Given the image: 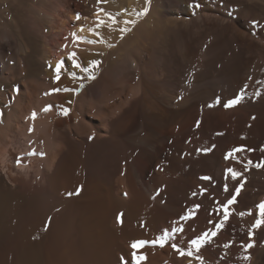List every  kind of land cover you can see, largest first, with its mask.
Returning <instances> with one entry per match:
<instances>
[{
    "label": "bare ground",
    "instance_id": "obj_1",
    "mask_svg": "<svg viewBox=\"0 0 264 264\" xmlns=\"http://www.w3.org/2000/svg\"><path fill=\"white\" fill-rule=\"evenodd\" d=\"M221 1L0 0V264H264V224L256 226L264 168L234 151L247 130H236V105L204 103L241 94L248 102L250 92L234 94L239 83L252 84L243 63L183 76L157 73L132 51L163 23L187 37L182 59L190 69L220 52L225 24L264 46V0H226L230 12ZM246 25L255 36L239 30ZM41 29L48 35L36 34ZM263 105L264 98L251 102L241 116L260 115ZM33 150L45 155L29 156ZM205 233L216 234L197 252L192 241ZM165 235L164 247L151 243ZM139 241L148 243L134 249ZM173 244L193 255L182 257Z\"/></svg>",
    "mask_w": 264,
    "mask_h": 264
},
{
    "label": "rangeland",
    "instance_id": "obj_2",
    "mask_svg": "<svg viewBox=\"0 0 264 264\" xmlns=\"http://www.w3.org/2000/svg\"><path fill=\"white\" fill-rule=\"evenodd\" d=\"M73 1H76V0H73ZM224 1H226V0H224ZM224 1L220 2V5L222 6V8L227 7V6L223 7V5L226 4ZM227 1L232 2V0H227ZM255 2H256L255 0H253L252 2L245 0L243 5L246 7V6L254 4ZM221 3H223V4H221ZM257 5H259V4H257ZM234 8L235 7H232V6L227 7L229 12L232 11V9H234ZM63 10H64V7H63ZM263 20H264V15L261 16V18L257 21L260 22ZM257 21H253L254 23L253 22L249 23L251 28H253V29L255 28V24H257ZM251 23H253L254 25ZM163 24H165V23H163ZM163 24L161 27L162 32L159 33V36H154V37L151 36L148 39L147 36L142 35L139 37L140 41L137 42V44H136L137 47L135 46V44L132 46V48L134 47L132 49L133 52H135V53L140 52L141 54H144V56L146 57V60H150V63L153 65V68L154 69L156 68L155 71L157 73H165L166 71H167L166 73H168V72H171L173 70L174 71L178 70L179 72L181 71L182 75L183 74L186 75L188 72L189 73H193V72L196 73V72L205 71V70L210 71L217 64L219 66H222V68H223V67H225V65H228V64L234 63V62H238V60L241 61V63H243V65H242L243 66L242 76H245L247 78V80H250L252 82V84L248 85V86H243L242 83H239L237 89L236 90L234 89V94H237V96L239 95L238 93H240L242 91L250 92V96L248 97V102L246 103V102L242 101L239 104H237L234 107V114H231V116L234 117L233 120H235V127H236L237 131H241V130L244 131L243 129L247 128L246 132L241 137V140H243V141L241 142V144H238L240 146H237V148H235V149H243L242 151H236L237 153H239V156L243 160V162H245L243 164L249 163L248 164L249 166L264 165V105L262 107L263 113L260 115L255 114V115H252L251 117H249L248 119H244L241 116V112L245 109H248L247 107H248L249 103L252 102L253 105H256L257 101L259 99L264 98L263 97L264 96V56L258 52V49H261V48L264 49V46L261 43H259L257 40L250 42L248 39H246V38L244 39L241 34L236 33L231 28L227 29L226 28L227 24H225V27L222 28V30H221L220 52L219 53H213V52L207 53L205 55V57L202 58V64L205 67L203 65H201V68L196 67L197 68L196 69L194 66V67H191V69H192L191 70L190 68H187L184 66V64H183L184 61L182 59V58H184L185 53H186L185 52L186 51V44L188 41L187 37L185 36V34L183 32H179L178 30H175V29L174 30H168L167 29V31L165 32ZM245 27L246 28L240 27L239 30L243 31L244 32L243 34H245V32H246L247 33V34H245L246 37L249 34L252 36H255L254 34H252L253 30L250 31L249 26L247 27V25H246ZM41 30H43V31H40L38 33L36 32V34L41 35V36H45L46 34L48 35V33H46V31H44V29H41ZM51 37H55V34H52ZM152 38H153V40H152ZM57 40L62 42L64 39L63 38L61 39V37L59 36L57 38ZM142 47H144V48H142ZM168 48H170V49H168ZM231 78H232V74L231 75L228 74L225 82H228V80ZM220 90L222 92H227L228 87L227 86L225 87V85H223V87H221ZM210 100L211 99H208V97H207V99L206 98L204 99V103H206L208 106L212 105L211 107L217 106L221 110H226L227 107H225V104L227 103L226 101L228 100V98H222L218 104L216 102H214L216 105H214L212 100L211 101ZM252 100H254L256 102H253ZM236 112H238V113H236ZM244 139H246V140H244ZM248 140H250V141H248ZM170 142L172 143V141H170ZM245 160L247 161V163ZM250 162H252V163H250ZM158 167L159 166H156L153 169L158 170L160 168V167L159 168ZM260 168H264V167H260ZM255 173L256 172L253 171V174H255ZM151 174H152V172H149V174L147 175V178H146L147 181L150 180V177L152 176ZM262 192H264V188L262 189ZM262 194L264 196V193H262Z\"/></svg>",
    "mask_w": 264,
    "mask_h": 264
},
{
    "label": "snow or ice",
    "instance_id": "obj_3",
    "mask_svg": "<svg viewBox=\"0 0 264 264\" xmlns=\"http://www.w3.org/2000/svg\"><path fill=\"white\" fill-rule=\"evenodd\" d=\"M98 2H99V3H106L107 0H98ZM147 2L150 4L151 0H147ZM198 6H199V5H197V7H198ZM148 10H149L148 8H144L143 11H141V12H136L135 14H136V16L139 18V17H142V16L147 15ZM100 11H103V9H101ZM105 15H108L109 18L112 19L113 23L116 22V21H115V18L112 17L110 13H105ZM75 18H76V20H80V19H81L80 14L77 13V15H76ZM103 23H104L103 20H99V24H103ZM125 23H126V24H127V23L135 24V21H125ZM80 31L83 32L84 29L81 28ZM89 31H90V32H93V33L96 34V35H99L98 33H95V29H89ZM126 31H128L127 28H122V29H121V32H122V33H123V32H126ZM73 37L76 38V39H78V40L82 39V38H80V37H76V34H75V33H73ZM85 42H87V43H96L95 40L85 41ZM71 56H72V57H75V56H76V53H75V52L71 53ZM73 63H74V66H75V67H80V65H79L78 63H76L75 61H73ZM93 63H94V65L98 64V62H93ZM83 70H85V69H82V71H83ZM55 73H56V75H55V80L58 82L59 79H60L61 65H57V67L55 68ZM92 78L94 79L95 77L92 76ZM81 87H83V85H81ZM52 91H53V92H60V91L69 92V91H72V90H71V89H68V88H63V89L56 88V89H53ZM46 94H50V93H46ZM242 98H243V94H241V96H240L239 98L229 100V101L225 104V107H232V106H235V105L239 104V103H240V100H241ZM216 103H217V104L219 103V99H217ZM211 106H212V105H210V107H211ZM50 107H51V106L46 107V108L44 109V111H48V110L50 109ZM63 114H64L65 116H67V115L69 114V110H68V109H64V110H63ZM0 116H2V113H0ZM35 118H36V113L33 112V114H32V119H35ZM0 122H2V121H0ZM29 131L31 132V131H33V129H29ZM242 150H243V149H235L234 151H242ZM28 155H29V156H32V155H38V156L43 157V156L45 155V153H43V152H36L35 150H33V151L29 152ZM228 155H229V157H231V156H232V153H229ZM21 159H22V157H18V158H17V164H18V165L20 164ZM256 166H257V167H264V165H256ZM227 171L231 174V176H232L234 179H235L236 177H238V176L241 175V173H239V172H237V171H235L234 169H231V168H229ZM205 179H210V178L205 177ZM240 187L242 188L243 185H240ZM238 194H239V188L237 189V195H238ZM234 202H235V198H233L232 200H230L228 203H229V204H232V203H234ZM198 207H199V206L197 205V208H198ZM259 208H260V210H261V219H260V220H257V222H256V226H257V227L260 226L261 224H264V203L260 204V205H259ZM224 213H225L224 219L227 220V218H228V214H229V213H228V209H227V207H225V209H224ZM185 219H187V217H185ZM220 226H221V227L223 226V222L221 223ZM179 230L182 231V229H179ZM215 234H216V233H211V234H209V233H205L201 238L196 239V240H193V241H192V244H193V246L195 247L196 251L199 252L201 246H202L203 243L208 239V236H209V235H213V236H214ZM167 239H168V236L165 235V236H162V237L158 238V240H156V241H152L151 243H153V244L159 243V246H160V247H164L165 242L167 241ZM146 243H148V242H146V241L134 242V243L132 244V247H133L134 249H136V248H139V247H143ZM171 246H172L174 249H176V251H177L182 257L185 256V255H187V256H192V255H193V253H192L191 251L184 252L183 250L179 249V248L177 247L176 244H173V245H171ZM248 247H252V245H248ZM134 255H135V254H134ZM135 258L137 259V261H141V260H143L145 257H143V256H139V257H135ZM246 258H247V259H250V257H246Z\"/></svg>",
    "mask_w": 264,
    "mask_h": 264
}]
</instances>
